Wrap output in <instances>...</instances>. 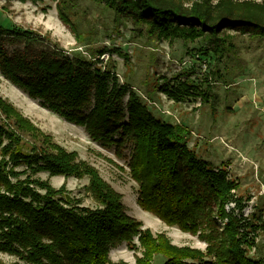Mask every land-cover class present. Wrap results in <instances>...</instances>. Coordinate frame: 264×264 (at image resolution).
Segmentation results:
<instances>
[{"label":"trees","instance_id":"obj_1","mask_svg":"<svg viewBox=\"0 0 264 264\" xmlns=\"http://www.w3.org/2000/svg\"><path fill=\"white\" fill-rule=\"evenodd\" d=\"M67 1L58 3L65 24ZM93 1L112 10L119 25L128 20L146 26L149 37L159 41L209 42L218 60L236 50L228 31L264 38V0ZM8 43L24 48L11 53ZM44 44L32 33L0 27L2 76L44 109L85 128L94 142L115 147L120 158L130 144L138 206L168 227L198 237L207 248L176 246L166 234L144 229L95 167L56 144L0 97V253L16 257L14 264H128L113 262L111 250L126 243L136 251L137 240L142 256L135 264H153L157 255L165 257L164 264H264L247 255L257 239L250 230L260 228L242 215L239 184L188 147L185 127L155 117L136 92L120 83L113 67H99L101 57L113 53L104 49L95 62L73 60ZM114 53L129 65L128 55ZM157 89L178 103L203 96L187 81H166ZM19 167L25 169L16 171ZM40 173L88 178L87 192L97 207H82L65 184L56 190L49 179L34 178ZM231 204L234 209L227 210Z\"/></svg>","mask_w":264,"mask_h":264},{"label":"rangeland","instance_id":"obj_2","mask_svg":"<svg viewBox=\"0 0 264 264\" xmlns=\"http://www.w3.org/2000/svg\"><path fill=\"white\" fill-rule=\"evenodd\" d=\"M59 1L0 0V27L39 36L44 39L46 48L73 60L95 62L98 52L110 50L113 55L101 57L103 65L99 67L107 64L113 67L120 83L136 92L155 117L185 127L190 132L186 138L188 147L217 170L226 169L229 178L239 184L236 194L243 202L242 215L260 228L256 232L250 230L257 239L256 247L248 250L247 255L264 262V38L228 31L234 36L236 50L218 60L209 42L159 41L149 37L146 26H135L128 20L119 25L112 10L93 0H68L69 23L65 24L59 16ZM6 47L12 53L22 50L24 45L8 43ZM41 48L35 46L34 50ZM115 50L130 57L129 65L114 53ZM166 81L170 84L190 82L203 96L175 102L157 89V85ZM0 97L42 132L52 136L56 144L68 152H77L81 160L95 167L123 196L127 213L141 221L144 229H150L154 235L166 234L176 246L206 251V243L198 237L168 227L152 214H141L134 209L143 211L137 204L139 186L129 169L130 144L120 158L115 147L107 149L94 142L85 128L44 109L40 101L31 99L1 73ZM127 101L128 97L124 105ZM24 169L19 167L16 171ZM34 178L49 179L56 190L65 184L70 196L82 201V207H97V202L87 192L88 178L66 180L64 177L50 178L48 173L37 174ZM234 207L231 204L226 208L232 211ZM219 226L224 227V222L219 221ZM135 243L136 251H130L126 243L112 249L111 260L135 264L136 256H142L138 241ZM0 260L5 264L18 261L2 253ZM165 261L164 256L157 255L153 264Z\"/></svg>","mask_w":264,"mask_h":264},{"label":"bare ground","instance_id":"obj_3","mask_svg":"<svg viewBox=\"0 0 264 264\" xmlns=\"http://www.w3.org/2000/svg\"><path fill=\"white\" fill-rule=\"evenodd\" d=\"M134 209H135V210H138L141 214H147V213H145V212L139 210L137 207H134ZM139 216H140V218H142L141 215H139ZM155 219H156V218H155ZM156 220L159 221L158 219H156ZM159 222H160V221H159Z\"/></svg>","mask_w":264,"mask_h":264},{"label":"crops","instance_id":"obj_4","mask_svg":"<svg viewBox=\"0 0 264 264\" xmlns=\"http://www.w3.org/2000/svg\"><path fill=\"white\" fill-rule=\"evenodd\" d=\"M198 249V248H197Z\"/></svg>","mask_w":264,"mask_h":264}]
</instances>
